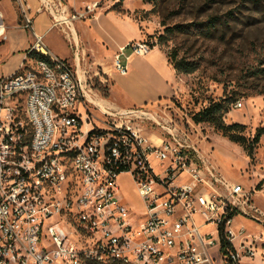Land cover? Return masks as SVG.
<instances>
[{"label":"built area","instance_id":"built-area-1","mask_svg":"<svg viewBox=\"0 0 264 264\" xmlns=\"http://www.w3.org/2000/svg\"><path fill=\"white\" fill-rule=\"evenodd\" d=\"M11 2L32 41L19 69L0 78V264H241L252 258L254 240L235 222L238 215L260 221L261 212L189 132L143 109L109 106L102 125L83 129L88 100L76 27L102 11V0L81 9L76 0ZM41 15L47 32H60L72 46L74 61L51 53L47 34L35 28ZM7 31L0 8L1 42ZM156 47L129 43L115 56L114 70L127 75L130 57ZM137 120L161 130L149 135ZM124 173L142 211L121 196ZM208 228L214 231L204 234Z\"/></svg>","mask_w":264,"mask_h":264},{"label":"rangeland","instance_id":"rangeland-1","mask_svg":"<svg viewBox=\"0 0 264 264\" xmlns=\"http://www.w3.org/2000/svg\"><path fill=\"white\" fill-rule=\"evenodd\" d=\"M76 1L81 9L83 3L93 0ZM102 7L103 12L113 11L130 18L140 29L143 40L154 42L168 56L176 73L178 89L174 97L154 106L130 109H143L163 124L185 129L228 181L240 183L250 192L251 203L261 216L260 221L240 215L236 218V226L246 228L255 249V255L244 258L241 264H264V0H102ZM0 8L8 25V38L0 41L1 78L17 70L27 52L28 41H32V32L17 27L19 12L11 0H0ZM44 18L47 17H38L40 21ZM46 43L55 52L69 54L68 44L56 32L47 36ZM80 58L88 100L87 112L82 110L83 118H89L85 130L105 121L103 109L108 108L105 100L109 99L113 84L111 73L117 71L112 66L113 71L103 75L102 66L94 63L91 51H85ZM180 60L195 70L177 71L175 65ZM28 65L32 67L31 63ZM238 102L242 104L240 107ZM214 103H223L226 110L223 123L238 125V134L246 140L244 144L231 141L211 122L193 121L196 113ZM21 120L27 126L23 114ZM134 123L149 135L161 130L153 122ZM26 130L31 131L30 127ZM259 131L263 133L254 143ZM119 183L125 201L136 211H142L130 175L121 174ZM197 221L201 224L199 217ZM213 231L208 228L203 233Z\"/></svg>","mask_w":264,"mask_h":264},{"label":"crops","instance_id":"crops-1","mask_svg":"<svg viewBox=\"0 0 264 264\" xmlns=\"http://www.w3.org/2000/svg\"><path fill=\"white\" fill-rule=\"evenodd\" d=\"M39 19L35 24L37 32L46 33L47 36L52 32L58 33L60 38L68 44L70 50L68 55H64L50 48L51 53L57 57L74 61L73 48L64 36L58 31L47 32V18H44L43 21ZM86 20L89 22L84 24L81 22L82 24L78 28L76 27L79 37V54L84 55L85 51H91L94 63L102 66L103 75H106L105 73L110 74L113 71L111 67L119 51L131 42L143 40L142 33L137 25L130 18L116 12L101 11L96 16ZM17 27L20 29L21 26L17 25ZM81 43L84 49H82ZM30 44L31 42L28 41L26 50H28ZM26 54L21 58L17 70L25 60ZM108 60L112 62H108ZM111 74L113 84L110 88V97L105 100V103L114 109L123 108L127 110L146 105L154 106L158 103L167 102L177 93L178 83L175 70L171 67L168 56L158 47L144 57H130L127 75L123 76L118 72H112ZM113 96H117V99H113ZM118 101H121V103H118Z\"/></svg>","mask_w":264,"mask_h":264},{"label":"trees","instance_id":"trees-1","mask_svg":"<svg viewBox=\"0 0 264 264\" xmlns=\"http://www.w3.org/2000/svg\"><path fill=\"white\" fill-rule=\"evenodd\" d=\"M175 69L184 73H191L195 70V67L186 64L182 60H180L175 65ZM225 111L226 110H224L223 103H214L209 107L196 113L192 119L196 124H200L203 122H211L219 131L223 133L224 136L228 137L231 141L244 144L246 142L245 138L237 132L239 126L235 124L227 126L223 123V113H225ZM262 131L258 132L254 143L258 142L259 137L263 133Z\"/></svg>","mask_w":264,"mask_h":264},{"label":"bare ground","instance_id":"bare-ground-1","mask_svg":"<svg viewBox=\"0 0 264 264\" xmlns=\"http://www.w3.org/2000/svg\"><path fill=\"white\" fill-rule=\"evenodd\" d=\"M95 102V101H94Z\"/></svg>","mask_w":264,"mask_h":264}]
</instances>
